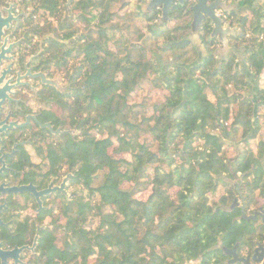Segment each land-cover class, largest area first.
<instances>
[{
  "label": "trees",
  "instance_id": "obj_1",
  "mask_svg": "<svg viewBox=\"0 0 264 264\" xmlns=\"http://www.w3.org/2000/svg\"><path fill=\"white\" fill-rule=\"evenodd\" d=\"M86 1V27L97 30L83 34L74 28L63 36L71 47L56 42L48 50L60 68L80 58L78 66H71L72 84L103 107L89 110L92 126L77 144L76 154L86 164L88 201L84 211L62 224L57 264H185L218 234L235 235L230 231L234 214L216 210L232 202L235 193L225 179L232 174L224 138L258 135L264 87L244 95L243 88L253 84L237 70L238 57L231 54L218 63L207 35L201 34L210 55L193 65L198 54L186 39L189 26L172 8L171 20L157 27V14L144 15L133 7L118 17L111 10L117 3L126 8L127 0ZM236 1L249 12L236 21V45L246 47L245 61L258 80L264 72V0ZM130 18L143 25L132 26ZM146 80L164 91L150 116L134 112L131 102ZM142 133L155 143L142 142ZM232 166L237 173L249 172L244 177L249 201L255 205L264 199V140L256 150L242 152ZM145 184L151 185L150 196L136 198ZM219 186L225 192L210 202L208 192ZM91 218H98L96 226ZM189 221L197 223L196 231L188 228Z\"/></svg>",
  "mask_w": 264,
  "mask_h": 264
},
{
  "label": "flooded vegetation",
  "instance_id": "obj_2",
  "mask_svg": "<svg viewBox=\"0 0 264 264\" xmlns=\"http://www.w3.org/2000/svg\"><path fill=\"white\" fill-rule=\"evenodd\" d=\"M127 1V7L141 14H157V20L162 16V3L150 8L144 2L151 0ZM183 2L169 6L170 20L171 8L193 19L190 7L198 0ZM212 3L227 7L216 11L223 26L235 29L227 36L229 45L238 47L236 21L245 7L236 0H208ZM87 16L86 0H0V53L5 50L0 56V88L7 85L0 90V264H57L55 245L63 237L62 224L87 207L86 164L76 150L92 126L89 110H102V103L77 90L72 75L66 84L59 80L63 89L44 83L39 75L56 79L57 66L48 50L56 42L71 47L63 36L74 28L81 33L77 23L86 27ZM210 21L203 18L200 35H207L209 47L216 50L220 44L218 36L210 37ZM236 198L239 205L227 211L234 214L233 238L218 234L185 264H264V202L251 205L236 194L224 206ZM196 224L187 225L196 231Z\"/></svg>",
  "mask_w": 264,
  "mask_h": 264
},
{
  "label": "rangeland",
  "instance_id": "obj_3",
  "mask_svg": "<svg viewBox=\"0 0 264 264\" xmlns=\"http://www.w3.org/2000/svg\"><path fill=\"white\" fill-rule=\"evenodd\" d=\"M132 7L133 6L130 5V7H126L124 9H122L121 4L117 3L111 8V10H113V12L116 11L118 13V15H119L118 17H120V15L123 13V11H126V10L129 11V10L133 9ZM248 14H249V12L247 10L242 11V15L243 16H246ZM185 18H186V22L185 23H187L188 26H189L190 22L192 21V17L190 18V16L188 15ZM128 20H129L128 22L132 26H136V24L138 26L139 25L140 26L143 25V23H139L138 21L135 24L134 23L135 22L134 19L130 18ZM77 24H79V26L81 27V33H83V34L84 33H89L90 30H94V31L97 30V28L92 27V26L84 27V23H81L80 21ZM229 25L230 24H227L226 26H224V28H226ZM236 25H237V28H238L239 26H238L237 23H236ZM131 29H133V28H131ZM190 30H191V28L189 27L188 34L190 33ZM239 31H240V28H239ZM133 42H134V40H133ZM197 54H198V52H197ZM79 62H80V58H78V60L76 62H72V60H71V63H70L68 68H58V67H56L55 70L53 71V77H55L56 79H52V80H57L58 82H60L59 80H61L62 82H64V84H66V81H67V79H68V77L70 75L72 67L78 66ZM246 64H247V62H246ZM237 68H238L237 70H240V72H242L243 74L247 75L246 71L243 70L242 66H238ZM247 68H248V65H247ZM252 76H253V78L251 79L247 75L248 79L252 82L253 86L252 85L245 86L243 88V91H241L244 95H246L248 93L255 94L254 87H256L258 85L260 87H264V72L261 74V77L258 80L255 79L254 75H252ZM111 93H112V90L108 91L105 97L108 98ZM163 94H164V91H162L159 88H155L152 85L150 80L143 81L139 85V87L135 90V92L132 94V96H131V102L133 104H135L134 112L141 111V113H142L143 111H145L147 116H150L151 113H153V111H154V104L156 102H158L159 99L163 98ZM143 106H146L147 108H145ZM141 113H140V115H142ZM260 115L262 116L261 117V124H260L261 125V129H260L258 135L255 138H249L248 137L246 139V138H243V136H241V134L235 135V138L232 137V136L231 137L229 136L228 138H224V140L226 142V146L228 147V151H229L228 155H229V157L231 159L236 157L238 154L240 156L241 153L244 152L247 149L256 150L258 142L260 140H264V111L263 110L260 111ZM95 132L96 131L94 130V134H95V136L97 138H102L103 137V135L99 134V132H96V133ZM146 136H148L147 133H142V138H141L142 142L146 140L150 144L151 143H155V141L152 142V137L151 136L150 137H146ZM236 143H238V146H235ZM153 149H156V146ZM122 157H126L128 159H131V155L130 154H123ZM150 171L152 173L153 170L151 169ZM238 174H240V173H238ZM232 185H234L235 187L237 186V190L235 188L234 195L238 194L241 197V199L243 197L244 201L247 200L249 202V204L254 205L252 202L249 201V198L247 197V193L244 192V181H243V184L241 186V193H239L238 183L237 184H232ZM225 190L226 189H225L224 186H219L215 193L211 194L210 192H208L209 201L210 202L218 201V199L225 192ZM150 194H151V185L150 184H147V185L145 184L135 194V196H136V198H139L141 200H146V199H148ZM87 196H88V190H87ZM232 198H233V196H232ZM262 202H264V199H261L260 202L255 204V205H259ZM231 203L232 202H230V204ZM89 222L92 224V226H96L98 224V218H91ZM189 264H192V263H189Z\"/></svg>",
  "mask_w": 264,
  "mask_h": 264
},
{
  "label": "water",
  "instance_id": "obj_4",
  "mask_svg": "<svg viewBox=\"0 0 264 264\" xmlns=\"http://www.w3.org/2000/svg\"><path fill=\"white\" fill-rule=\"evenodd\" d=\"M175 1H179L180 4H183V0H151L149 3L144 2L147 4L150 8L155 6L156 4L162 3L163 4V10H162V16L156 21L157 27H160L162 25H165L167 20H170L168 16L169 12V6L174 3ZM143 3V4H144ZM225 7L223 4L219 3H212L211 5H208V0H198V2L190 7V11H193V19L190 22L189 26L191 28L190 33L186 36V39H189L196 47V50L198 52V58L195 60L193 65H196L202 60L210 55V52L206 49L204 40L202 39L200 35V28H201V22L205 16H208L211 26H213V31L210 35V37H216L218 36L219 40V47L213 52L214 55L217 58L218 63H222L225 59L229 57L230 54H235L238 57V61L236 63V66H242L243 70L246 71L247 75L252 78L253 76L249 72V69L247 68V64L245 62L244 58V51L246 49L245 46H242L241 48H237L235 46L229 45L228 40V34L230 32H235L234 28H231V26H227L224 28L223 26V19L217 14V9L219 7ZM227 9V7H225ZM5 50H2L0 53V56H3ZM42 77V80L44 83L55 86L59 89L61 88L60 83L57 80H52L46 78L44 74H39ZM1 83V82H0ZM6 84L0 88V90H3L6 88ZM235 146H238V143H236ZM239 157V154L232 158L229 162V167L231 170L232 177L231 178H225L226 181H228L231 184H237L238 183V189L239 193H241V186L244 181V177L249 172L238 174L233 170L232 162L234 160H237ZM244 200V198L242 197ZM237 205H239V202L237 201V198L235 199L234 203L230 206H224L221 205L220 209H223L225 211L233 210Z\"/></svg>",
  "mask_w": 264,
  "mask_h": 264
}]
</instances>
